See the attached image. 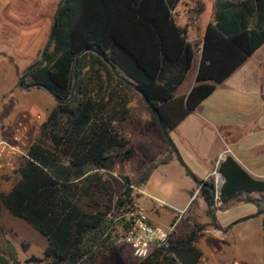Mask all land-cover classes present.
Here are the masks:
<instances>
[{
  "label": "trees",
  "instance_id": "trees-1",
  "mask_svg": "<svg viewBox=\"0 0 264 264\" xmlns=\"http://www.w3.org/2000/svg\"><path fill=\"white\" fill-rule=\"evenodd\" d=\"M177 3L63 0L44 60L25 75L23 84L44 86L67 101L49 111L16 169V182L0 194L4 209L46 241L41 258L30 257L25 264H82L115 243L118 226L125 228L121 220L97 209L96 190L100 171L135 156V141L116 124L133 122L129 103L137 93L91 51L103 55L142 92L167 131L264 42V0H216L214 24L207 25L199 50L195 83L186 95L176 96L195 55V44L186 40L185 29L172 15ZM84 49L90 51L80 55L74 67V58ZM73 68L75 87L69 97ZM149 115L143 132L159 131L156 119ZM172 157L168 150L134 180L124 178L117 210L130 201L128 186L140 188L158 165ZM218 169L224 178L218 195L221 203L242 192H264V181L250 178L230 157ZM200 191L206 204L209 192L206 188ZM249 202L257 211L264 210L263 199ZM207 225L212 222H193L185 237L172 235L165 247L153 246L138 264H199L196 243ZM5 253L0 262L19 264L8 241Z\"/></svg>",
  "mask_w": 264,
  "mask_h": 264
},
{
  "label": "crops",
  "instance_id": "crops-1",
  "mask_svg": "<svg viewBox=\"0 0 264 264\" xmlns=\"http://www.w3.org/2000/svg\"><path fill=\"white\" fill-rule=\"evenodd\" d=\"M204 1L206 0H178L172 11L173 17L176 14V18L174 17L176 24L186 31V40L195 44L193 46L195 55L192 61L194 65L192 77L189 78L184 92L178 93V89L176 90V96L186 95L194 85L203 35L207 25L214 24L213 5L216 0H209L206 7H204ZM6 2L7 0H0V14L6 9L8 5ZM204 11L207 18L201 16ZM19 12L23 11L20 10ZM190 12H192V18L188 20L186 15ZM20 14L23 16V13ZM14 16L16 18V13ZM254 21L255 19L252 20V22ZM2 28H4L3 25ZM42 28L43 23H38L31 28L33 32L31 34L32 41L35 44L41 41ZM197 28L202 29V31H197ZM16 34L13 43L16 53L24 54L26 37L24 28H21L20 32ZM263 66L264 42L221 83L217 84L213 92L202 100L177 126L166 131L182 163L192 176L217 189V196L211 212L216 217L215 222L220 228H225L238 219L256 213V207L249 201L264 200L263 191L242 192L225 203H221L218 197L219 188L224 181L218 166L226 157H230L250 178L264 181ZM188 72L182 83L185 81ZM167 152L163 148L161 154ZM172 159L174 157L163 166L170 165ZM157 170L156 167L145 184L137 188L141 192L138 199L146 213L148 223L152 226L167 228L172 223L175 213L167 208L156 209L154 200L161 202L162 200L146 188L149 183L152 186L153 176ZM190 182L184 183L182 195L178 197V210L183 211V214L175 224L170 237L172 235L185 237L193 222L206 224L204 218L207 210L200 188L191 180ZM194 201L197 204L191 210L190 207ZM160 214H164V218H161ZM261 220L262 216H257L233 224L224 234L216 230L213 223L211 226L207 225L196 243V248L201 253V259L206 258L205 264H264V239L261 234ZM121 232H123V228L118 226V235ZM121 245L117 247L113 244L92 258L100 256L101 259L103 257L109 259L111 254L116 257L119 255L121 259L126 258L128 262H125L129 264L130 260L134 258L129 248L124 244ZM109 261L107 260V262ZM134 262L138 264L139 260L134 259Z\"/></svg>",
  "mask_w": 264,
  "mask_h": 264
},
{
  "label": "rangeland",
  "instance_id": "rangeland-1",
  "mask_svg": "<svg viewBox=\"0 0 264 264\" xmlns=\"http://www.w3.org/2000/svg\"><path fill=\"white\" fill-rule=\"evenodd\" d=\"M57 1L7 0L6 4L8 5L4 12L0 14V139L10 138L18 126H24L25 131L21 141L24 155H26L28 146L36 141L41 124L56 102L43 89L34 87L22 90L16 86V83L21 72L38 57L39 51L47 38ZM204 2V7L208 6L209 0ZM20 10L23 12H19ZM13 12L16 13V18ZM20 13H23V16ZM174 15L176 18V14ZM201 16L207 18L206 12L204 11ZM186 18L190 20L192 12L187 14ZM14 22L15 25H13ZM38 23H43V30L40 43L35 44L32 41L31 34L33 32L31 28L38 25ZM2 25L4 28L1 29ZM21 28H24L26 35L24 54L16 53L13 44L16 33H19ZM199 28H197V31H202ZM193 70L194 65L192 64L185 81L178 87V93L184 92L189 78L192 77ZM129 106L134 116L133 122L126 121L116 124V127L135 141V156L126 162H116L109 171H100L99 187L96 190L99 202L97 209L107 212L111 218L116 217L123 210H117L116 202L121 198L124 190V178L134 180L145 166L156 162L167 154H161L163 148L169 150L160 131L143 132L144 123L150 119V115L138 94L131 97ZM172 160V163L168 166H157L158 170L154 173L153 184L152 186L150 183L147 184L146 188L153 192L155 196H158L167 209L177 213L179 211L178 197L182 195L184 183H191V179L185 174L178 161L175 158ZM23 161L24 158H9L12 170L0 171V194L6 193L16 182V169ZM196 204V201H194L190 209L193 210ZM86 210L93 211L95 209L86 208ZM159 216L164 218V214ZM205 216L204 220L207 224L210 219L207 214ZM5 241L13 245L19 264H25L24 261L30 257L41 258L42 251L46 246V241L42 236L22 220L11 216L0 203V255L2 256L6 255ZM114 245L117 247L122 246L118 242H115ZM107 260L110 261L107 262ZM125 261L128 262L126 258L121 259L119 255L116 257L111 254L109 259L105 257L101 259L99 256L88 259L82 264H126ZM130 261L129 264H136L134 259ZM206 262V258H203L200 264ZM0 264L4 263L0 262Z\"/></svg>",
  "mask_w": 264,
  "mask_h": 264
},
{
  "label": "built area",
  "instance_id": "built-area-1",
  "mask_svg": "<svg viewBox=\"0 0 264 264\" xmlns=\"http://www.w3.org/2000/svg\"><path fill=\"white\" fill-rule=\"evenodd\" d=\"M25 128L18 126L10 138L0 139V171H11L12 166L9 163L10 157L26 158L23 154L21 141ZM130 189V201L116 216V220H121L125 228L117 236L115 242L126 245L132 257L141 260L149 253L153 246L165 247L173 231L175 224L180 220L183 211L175 213L172 223L167 228L152 226L148 223L145 211L140 205L138 195L141 193L136 187L128 186ZM156 209H166L164 203L154 200ZM202 261V259H200ZM200 264V262H199ZM239 264V263H234Z\"/></svg>",
  "mask_w": 264,
  "mask_h": 264
},
{
  "label": "water",
  "instance_id": "water-1",
  "mask_svg": "<svg viewBox=\"0 0 264 264\" xmlns=\"http://www.w3.org/2000/svg\"><path fill=\"white\" fill-rule=\"evenodd\" d=\"M62 3H63V0H58L57 1V4L55 6V10H54L53 15H52L51 25H50V28H49V31H48L47 38H46V40H45V42H44L41 50L39 51L38 57L30 65H28L23 70L22 74L19 76V78L17 80V83H16V86L19 87V88H21L22 90H28V89L34 88V87L35 88L43 89L45 92H47L53 98V100L56 102V104L65 103L67 101V99H65V100L60 99L55 94H53L48 88H46L44 86L36 85V84H33V83L23 84V80H24V77H25V75L27 73H29L34 67H36L38 63H40V62H42L44 60L45 54H46L47 50L49 49V47L51 45V42H52L54 30H55V27H56V18H57V15L60 12ZM87 51H90V50L84 49L82 52H80L74 58V67H75V64H76L77 59L79 58V56L82 55L84 52H87ZM91 52L94 53L110 69V71L113 73V75L117 79H119L120 81H122L126 86H128L129 88H131L132 90H134L139 95V97L141 98V100L145 104V106H146L147 110L149 111V113L152 116H154V118L156 119L157 124H158V128H159V131H160L163 139L167 143V145L169 147V150L171 151V154L173 155V157L178 161L179 165L184 169L185 173L188 175V177L191 179V181L198 188H206L209 191V197H208V201L206 203V210H207V214L209 216V219L213 223L215 229L224 234V233H226L227 229L231 225H233V224H236V223H239V222H243L245 220H248V219H251V218H254V217H257V216H262V220H261V234H262V237L264 239V210L257 211L256 213H254V214H252L250 216H247V217L238 219V220L234 221L233 223H231L230 225L226 226L225 228H220L219 226H217V224L215 222V219H214V216H213V214L211 212V208L214 205L213 203H214V200L216 199V196H217V189L215 187H213V186H210V185L204 183L203 181H199V180L195 179L192 176V174L185 168L184 164L182 163V161H181V159H180V157L178 155V152H177L176 148L174 147V145H173L172 141L170 140L169 136L167 135L166 128H165V126H164V124H163L160 116L158 115V113L155 110V108L151 105V103L146 100V98L144 97V95L142 94V92H140L137 89V87L134 86L132 83H130L129 81H127L126 79H124L120 75V73L110 63H108L105 60V58L103 57V55H101V54H99V53H97L95 51L94 52L91 51ZM74 87H75V69L73 68V72H72V85H71V89H70V92H69V97L73 94Z\"/></svg>",
  "mask_w": 264,
  "mask_h": 264
}]
</instances>
